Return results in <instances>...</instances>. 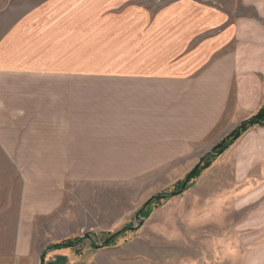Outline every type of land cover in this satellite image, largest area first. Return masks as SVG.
Segmentation results:
<instances>
[{"label":"crops","instance_id":"1","mask_svg":"<svg viewBox=\"0 0 264 264\" xmlns=\"http://www.w3.org/2000/svg\"><path fill=\"white\" fill-rule=\"evenodd\" d=\"M224 5L216 0H23L9 8L16 17L0 34V164H106L107 150L127 142L130 131L113 118L136 116L124 109L139 110V133L189 124L192 109L203 112L193 116L200 124H212L206 117L216 123L225 113L235 74L257 53L255 47L247 54L233 52L242 24ZM248 20L254 29L255 19ZM127 84H139V91ZM181 87L189 90L177 97ZM138 98L139 105L123 104ZM48 172L23 179L14 209L19 257L30 251L26 229L55 213L60 191L64 195L71 182L48 178ZM8 207L3 212L12 210Z\"/></svg>","mask_w":264,"mask_h":264},{"label":"rangeland","instance_id":"2","mask_svg":"<svg viewBox=\"0 0 264 264\" xmlns=\"http://www.w3.org/2000/svg\"><path fill=\"white\" fill-rule=\"evenodd\" d=\"M216 1L224 3L242 24L233 52L239 49L247 54L251 47L257 51L255 61L235 74L224 115L216 123L206 117L212 124H200L193 116L201 111L192 109L189 124L158 125L139 133V110L124 109L136 116L115 117L113 122L127 124L128 140L120 144L127 147L107 150L110 162L106 164H0V264H264V119L225 151L226 147L218 149L264 108V53L259 51L264 50V5ZM22 3L0 0V34L16 17L9 8L13 11ZM247 18L255 19L254 29ZM249 32L254 36L248 37ZM124 87L139 91V84ZM188 90L177 88V97H184ZM123 104L139 105V98ZM212 153L217 156L207 161L208 166L202 163L205 170L182 191L188 175ZM42 169L50 171L48 178L71 182L64 195L60 191L55 213L35 220L32 230L26 229L31 234L30 251L19 257L20 230L14 209L23 179H38ZM172 192L178 194L145 207L152 198ZM8 205L12 210L3 212ZM138 226L103 247L105 235ZM75 238L84 241L74 249L50 250Z\"/></svg>","mask_w":264,"mask_h":264},{"label":"trees","instance_id":"3","mask_svg":"<svg viewBox=\"0 0 264 264\" xmlns=\"http://www.w3.org/2000/svg\"><path fill=\"white\" fill-rule=\"evenodd\" d=\"M264 119V108L262 110H260V112L252 117L250 120L244 122L243 124H241V126L228 138V142L227 144H225V141L219 146L218 149H222V148H225L226 146L228 147L229 143L232 142L233 138L236 137V135L238 134V132L240 131L241 134H243V132L247 131L248 129H251L253 128L254 126L256 125H262V120ZM231 141V142H230ZM227 147L222 150V151H225L227 149ZM221 151V152H222ZM219 155V154H218ZM217 156L216 154H208L207 156H205L202 160H201V165L197 166L189 175L188 177L190 178V181L191 180H194L196 178H198L201 173L205 170L206 167H202V163H207L206 166L209 165V161L211 158ZM187 177V178H188ZM178 193H170V194H161L158 198H155L153 200H151L148 205H150L151 203L153 202H161V201H165L167 200L168 198L167 197H172V196H175L177 195ZM143 213V212H142ZM129 230H132L131 227H126L124 228L122 231L110 236V235H105L107 236L106 238H104V243H107V245L105 247H108V246H111L115 243V241L118 239L119 236L121 235H124L127 231ZM104 236V237H105ZM85 238H89V236H86ZM84 239L82 238H75L71 241H67L63 244H57V245H53L50 249H53V250H57V249H69V248H75L79 245H81L83 243ZM44 261V259H43Z\"/></svg>","mask_w":264,"mask_h":264},{"label":"water","instance_id":"4","mask_svg":"<svg viewBox=\"0 0 264 264\" xmlns=\"http://www.w3.org/2000/svg\"><path fill=\"white\" fill-rule=\"evenodd\" d=\"M240 136H241V133H240V131L238 132V134L236 135V137L232 140V142L230 143L231 145L236 141V140H238L239 138H240ZM189 181H190V178L188 177L187 178V180L185 181V183H184V186L182 187V191L186 188V186H187V184L189 183ZM159 196H157V197H154V198H152L151 200H153V199H155V198H158ZM150 200V201H151ZM149 203V202H148ZM148 203L145 205V207H147L148 206ZM138 220H139V215H138ZM141 224H142V222H141ZM139 228V226L137 227V228H131V229H138ZM107 245V243H105L104 245H103V247H105ZM51 250V249H50Z\"/></svg>","mask_w":264,"mask_h":264}]
</instances>
